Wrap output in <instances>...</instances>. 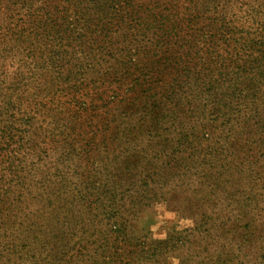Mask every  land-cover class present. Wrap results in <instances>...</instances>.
I'll return each mask as SVG.
<instances>
[{"label":"trees","instance_id":"trees-1","mask_svg":"<svg viewBox=\"0 0 264 264\" xmlns=\"http://www.w3.org/2000/svg\"><path fill=\"white\" fill-rule=\"evenodd\" d=\"M174 1L0 0V264H152L181 240L140 231L153 203L203 214L174 181L238 137L214 148L217 128L186 127L191 101L264 98V0L254 23L219 22L209 38L194 35L209 6L189 15ZM155 145L170 149L149 157ZM239 200V241L212 264H246L264 240L249 220L263 201Z\"/></svg>","mask_w":264,"mask_h":264},{"label":"rangeland","instance_id":"rangeland-1","mask_svg":"<svg viewBox=\"0 0 264 264\" xmlns=\"http://www.w3.org/2000/svg\"><path fill=\"white\" fill-rule=\"evenodd\" d=\"M175 1L173 3L176 5L177 11L180 13L183 9L184 13H189V15H196L206 6H209L211 16L208 17V15L203 14L205 16L194 27L196 29L194 35L203 33L208 35L207 38L216 33L219 24H228L233 22V19L240 20L243 23L240 25L243 26L254 23L250 16V10L255 1L258 2V0ZM261 3L260 6L263 9L264 4ZM246 10H249V13ZM252 10L255 13V8ZM208 18H213L215 21ZM241 65L244 66L245 64ZM221 86L222 84H218L216 87L218 92L223 89ZM245 93L237 96L222 95L219 98L217 96L214 97L215 102H209L203 96L200 101L196 98L192 99L191 103L195 105L192 109L194 117L188 119L186 127L194 126L196 129H203L204 133L209 132V128H217L218 131L213 134V138L217 139L216 143L212 144L214 148L229 147L237 135V151L229 150L226 155L229 157L215 160L212 167L207 166L193 170L191 168L190 171H186V175L174 181L179 182L189 200L194 201L193 211L195 212V205H198L197 211L203 212V214H197L194 217L189 216L191 213H183L176 206H170L165 201H158L151 205L149 211L146 212L147 215L144 217L143 223L140 224V231L144 229L149 232V236L154 241L167 240L171 235L174 237L176 235L181 236L180 242L175 244L174 249L169 248V251L161 259L152 264H181L184 260L188 264H212L210 260H217V255L223 251H229L228 249L234 251L236 243L239 241L238 238L241 236L240 225L243 221L239 219L240 212L243 211L239 205V198L248 195V192L252 190L253 195L257 199H261L264 205V157L260 158L258 152L264 147V98L262 95L261 98L252 99L245 97ZM90 95L93 96V92ZM203 103L204 105H202ZM211 105H214L212 110L205 111L211 109ZM176 124L175 122L172 125ZM221 132H224L225 135L220 136ZM166 142L169 143V141ZM140 143H142V147H149L145 142ZM166 147V150H162L160 145H155V151L148 150L147 154L149 157L155 154L161 156L164 152L169 151L170 147ZM193 157L197 158L196 155ZM236 162L238 163V167H235L237 171L234 169L216 173L220 165H224V169L221 171H226L230 165L233 166ZM245 180L247 186L243 192H239L240 182ZM217 186H219L218 189ZM80 209L79 206L78 211ZM212 211H214L212 213L213 221L207 218L209 216L205 217ZM77 214L80 220L79 228L82 227L81 221L84 220L86 213L79 215L77 212ZM249 220L254 224V235H256V230H261L260 232L264 233V209L262 212L257 209L249 217ZM210 225L213 227L211 228ZM224 229H229L232 234H223ZM173 241H176V238ZM250 250V255H245L242 258L247 261L246 264H264L260 262L261 254L264 255V240L252 243Z\"/></svg>","mask_w":264,"mask_h":264}]
</instances>
